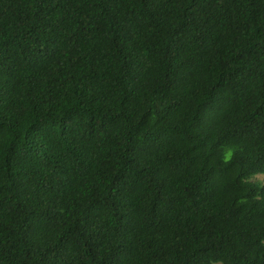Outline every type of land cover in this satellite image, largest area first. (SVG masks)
Wrapping results in <instances>:
<instances>
[{
	"label": "trees",
	"instance_id": "trees-1",
	"mask_svg": "<svg viewBox=\"0 0 264 264\" xmlns=\"http://www.w3.org/2000/svg\"><path fill=\"white\" fill-rule=\"evenodd\" d=\"M264 0H0V264H264Z\"/></svg>",
	"mask_w": 264,
	"mask_h": 264
},
{
	"label": "rangeland",
	"instance_id": "rangeland-1",
	"mask_svg": "<svg viewBox=\"0 0 264 264\" xmlns=\"http://www.w3.org/2000/svg\"><path fill=\"white\" fill-rule=\"evenodd\" d=\"M254 180L264 183V174L263 175H257Z\"/></svg>",
	"mask_w": 264,
	"mask_h": 264
}]
</instances>
